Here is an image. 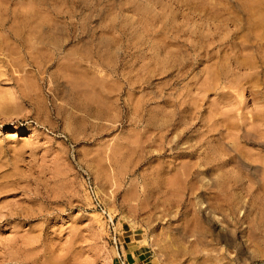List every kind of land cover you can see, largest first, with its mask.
I'll list each match as a JSON object with an SVG mask.
<instances>
[{
    "label": "rangeland",
    "instance_id": "rangeland-1",
    "mask_svg": "<svg viewBox=\"0 0 264 264\" xmlns=\"http://www.w3.org/2000/svg\"><path fill=\"white\" fill-rule=\"evenodd\" d=\"M0 110V264H264V0H0Z\"/></svg>",
    "mask_w": 264,
    "mask_h": 264
},
{
    "label": "built area",
    "instance_id": "built-area-1",
    "mask_svg": "<svg viewBox=\"0 0 264 264\" xmlns=\"http://www.w3.org/2000/svg\"><path fill=\"white\" fill-rule=\"evenodd\" d=\"M92 197H93V201L95 203V207L98 208L100 210V212H102V214H105V210L101 207L95 193L92 191Z\"/></svg>",
    "mask_w": 264,
    "mask_h": 264
},
{
    "label": "bare ground",
    "instance_id": "bare-ground-1",
    "mask_svg": "<svg viewBox=\"0 0 264 264\" xmlns=\"http://www.w3.org/2000/svg\"><path fill=\"white\" fill-rule=\"evenodd\" d=\"M5 113H6V112H2V111L0 110V115H6ZM12 116H13V115H12ZM12 116H11V117H12ZM234 142H235V141H234ZM235 143H236V142H235ZM212 171H213V170H212Z\"/></svg>",
    "mask_w": 264,
    "mask_h": 264
}]
</instances>
